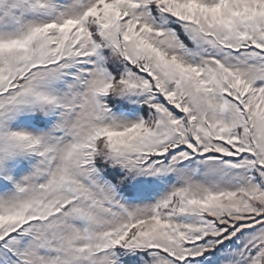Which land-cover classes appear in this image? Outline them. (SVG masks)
<instances>
[{
    "label": "snow or ice",
    "instance_id": "snow-or-ice-1",
    "mask_svg": "<svg viewBox=\"0 0 264 264\" xmlns=\"http://www.w3.org/2000/svg\"><path fill=\"white\" fill-rule=\"evenodd\" d=\"M0 264H264V0H0Z\"/></svg>",
    "mask_w": 264,
    "mask_h": 264
}]
</instances>
